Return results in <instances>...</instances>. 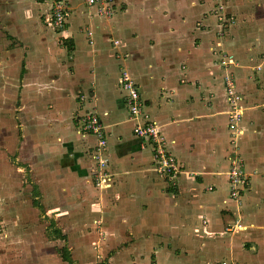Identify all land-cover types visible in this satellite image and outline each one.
I'll list each match as a JSON object with an SVG mask.
<instances>
[{"label": "crops", "instance_id": "crops-1", "mask_svg": "<svg viewBox=\"0 0 264 264\" xmlns=\"http://www.w3.org/2000/svg\"><path fill=\"white\" fill-rule=\"evenodd\" d=\"M219 2L232 17L223 27L214 0H111L107 16L65 0L66 24L58 29L45 24L51 0H0V74L12 68L10 89L22 78L20 101L30 115L21 129L26 164L37 165L35 176L55 187L57 201L75 198L88 227L100 224L104 247L114 250L110 264H264V0ZM244 16L254 21L244 31L253 40L248 57L262 49L256 66L220 41ZM220 53L232 59L228 66L215 62ZM122 71L181 164L174 184L156 172L151 147L131 130ZM227 73L244 107L233 139ZM86 109L105 126L107 188L92 181L95 137L72 120ZM238 161L248 174L239 202L228 196L226 175ZM237 220L244 229L224 230Z\"/></svg>", "mask_w": 264, "mask_h": 264}, {"label": "rangeland", "instance_id": "rangeland-1", "mask_svg": "<svg viewBox=\"0 0 264 264\" xmlns=\"http://www.w3.org/2000/svg\"><path fill=\"white\" fill-rule=\"evenodd\" d=\"M242 8L249 13L248 4H243ZM241 19L242 26L238 29L243 33L250 31L254 21L248 16ZM238 29L224 31L220 41L225 49L234 50L246 65L247 61L255 65L260 60L262 49L257 48L248 57L253 40L246 37L248 33L239 38ZM18 44L24 47L21 42ZM221 59L217 56L215 62ZM13 73L10 68L0 74L6 77L5 85H0V264H68L61 257V249L70 257L71 264H110L109 257L114 250L104 247V233H99L100 224L97 228L88 227L86 215L75 198L57 201L55 187L47 186L46 181L35 176L40 173L37 165L33 169L27 166L21 129L30 122L27 120L30 115L28 106L20 101L22 78L17 85L9 88L8 80L14 77ZM250 77L254 81L261 78L258 73H251ZM78 98L83 100L84 95L80 94ZM261 99L264 100V93ZM91 111L86 109L73 115L76 130L86 133L80 129L81 116ZM93 113L100 118L97 112ZM89 147L88 153L92 156L95 142Z\"/></svg>", "mask_w": 264, "mask_h": 264}, {"label": "built area", "instance_id": "built-area-1", "mask_svg": "<svg viewBox=\"0 0 264 264\" xmlns=\"http://www.w3.org/2000/svg\"><path fill=\"white\" fill-rule=\"evenodd\" d=\"M84 6L94 7L98 14H112L111 5L108 4L111 0H81ZM214 13L220 25H225L232 21L231 16H227L224 12V5L219 0H214ZM68 7L65 0H51L48 6L45 20L54 28L63 29L66 24ZM88 42L92 43V32H86ZM117 41L114 40L113 44ZM221 61H217L222 66H228L232 59L230 56L220 55ZM224 88L227 95L230 108L228 110V126L230 129L231 139L233 136L240 133L238 120L241 118L243 106L240 103V96L235 92L234 78L230 73L223 76ZM120 87L123 90L125 107L127 110V119L132 122L131 130L133 134L143 138L149 144L152 151V161L156 172L168 184H174L182 171L181 164L173 152L167 148V139L161 132L158 124L148 117L145 111L144 102L140 96V92L136 82L130 77L126 71L120 73ZM80 129L86 133L92 134L95 137V149L92 151V158L95 162V169L92 172V181L94 186L98 188H107L111 185V175L107 169L108 157L106 155L107 134L104 124L96 113L88 112L81 116ZM234 141V140H232ZM228 181V196L231 200H240L242 190L247 187L248 174L243 168L241 161L231 164L226 172ZM213 186H206V190H212ZM205 222V219L204 221ZM245 226L239 220L229 222L225 226L226 232H233L244 229ZM221 264H235L232 260H223Z\"/></svg>", "mask_w": 264, "mask_h": 264}, {"label": "trees", "instance_id": "trees-1", "mask_svg": "<svg viewBox=\"0 0 264 264\" xmlns=\"http://www.w3.org/2000/svg\"><path fill=\"white\" fill-rule=\"evenodd\" d=\"M59 252H60L61 257H62L63 260H66L68 262V264L72 263L70 257L67 256L62 249Z\"/></svg>", "mask_w": 264, "mask_h": 264}]
</instances>
